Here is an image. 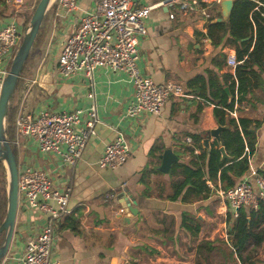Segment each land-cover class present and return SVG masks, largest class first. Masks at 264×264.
Masks as SVG:
<instances>
[{"label":"crops","instance_id":"1","mask_svg":"<svg viewBox=\"0 0 264 264\" xmlns=\"http://www.w3.org/2000/svg\"><path fill=\"white\" fill-rule=\"evenodd\" d=\"M160 1L163 0H133L136 7ZM38 3L37 0H13L8 4L0 0V28L16 19L26 31L25 19L32 17ZM79 4L81 11L73 13L76 14L75 21L70 20L71 15L56 18V0L49 7V13L46 11V18L51 24L53 22L54 36L62 38L61 45L52 51L56 54L55 64L49 67L36 63L28 70L25 68L23 78L19 80L23 81L19 100L12 105L16 114L24 106L34 118L46 112L86 109L91 103L98 107L101 122L96 126L97 133L90 138L83 159L73 167L65 165L55 153L40 151L33 139L24 137L21 146H15L19 169L26 166L44 169L53 187L72 189L70 213L56 230L53 258L59 264H195L197 246L202 240L230 239V209L221 195L228 188L221 180L220 170L214 180L208 181L211 192L206 198L191 202H184L181 197L171 200L172 181L176 175L172 177L170 173L160 171V155L166 149H172L180 162L191 164L196 161L194 155H201L204 149L209 151L216 142L211 130L220 125L214 109L221 104L223 93L231 100L230 83L236 78V67L227 64L228 54L235 48L229 44L222 46L224 41L216 47L207 36L209 24L222 17L220 5L211 6L210 20L184 14L178 7L173 8L174 19L169 17L166 6L151 11L146 22L148 35L139 45L140 68L157 83L169 79L181 83L185 92L170 97L160 115L130 119L126 117V110L135 89L126 74L98 68L93 79L84 73L68 78L58 75V59L64 41L82 13L95 7L93 0H80ZM56 19L63 22L56 24ZM50 23L47 33L51 29ZM46 36L40 44L41 52L45 53L51 44L43 47ZM41 38V34L37 35V42ZM39 81L52 83L47 90L40 86L34 88L38 83L41 85ZM252 83L253 92L246 100L236 102L235 109L230 112V117L235 119L259 121L258 128L253 130L255 148L249 170L237 178L236 183L251 172L264 174V71L261 78ZM39 90L44 95H40ZM90 93L94 94V99L89 97ZM33 101L36 103L32 104ZM86 118L83 115L79 128L85 126ZM120 130L131 142V157L117 169H101L98 161L105 146ZM189 137L192 144L187 143ZM207 138L208 146L204 143ZM191 149L196 151L191 153ZM125 197L136 200L135 206L139 210L138 215L129 220L121 215L120 199ZM169 215L176 220L171 234L164 229V218ZM46 224L45 215L29 209L25 200L20 199L11 253L0 264H20L19 257L27 241L37 237ZM209 227H212L211 235L206 233ZM196 231L198 234L194 235ZM178 243L187 247L183 255L176 252ZM261 248L259 258L264 260V244Z\"/></svg>","mask_w":264,"mask_h":264},{"label":"built area","instance_id":"2","mask_svg":"<svg viewBox=\"0 0 264 264\" xmlns=\"http://www.w3.org/2000/svg\"><path fill=\"white\" fill-rule=\"evenodd\" d=\"M5 1L10 4L13 0ZM93 1L95 7L82 13L75 29L63 43L58 59V75L68 78L84 73L93 79L98 68L124 73L135 89L126 117L138 119L146 115H160L168 99L183 95L185 89L172 79L157 83L140 68L139 45L141 39L148 35L146 22L151 11L166 6L169 17L174 19L176 12L173 8L178 7L184 14H195L210 20L211 6L220 5L222 0H163L143 7H136L133 0ZM79 3L80 0H56V18L81 11ZM25 33L16 19L0 28V100L9 74V61L14 59V52L19 50ZM239 63L235 51L230 52L227 64L236 67ZM89 97L94 99V94L90 93ZM83 115L87 117L85 126L79 128ZM100 122L96 103H91L86 109L46 112L36 118L21 106L16 116L14 144L21 146L24 137L33 139L40 151L55 153L65 165L73 167L82 158L90 138L96 135V126ZM187 143L192 144V138H187ZM131 154V142L120 130L115 139L106 144L99 163L104 168L117 169L127 162ZM18 190L19 201L24 199L29 209L47 217V224L39 235L27 241L19 257L20 264H59L53 258L55 234L70 213L72 189L53 187L46 170L26 166L19 169ZM221 195L228 202L231 221L239 216L241 210L256 211L264 200V174L251 172L222 191Z\"/></svg>","mask_w":264,"mask_h":264},{"label":"trees","instance_id":"3","mask_svg":"<svg viewBox=\"0 0 264 264\" xmlns=\"http://www.w3.org/2000/svg\"><path fill=\"white\" fill-rule=\"evenodd\" d=\"M207 36L216 47L222 45L223 41L222 46L229 44L234 47L240 63L236 66V78L230 83L231 100L229 101V97L223 93L221 104L216 105L214 109L217 123L224 127L220 133L221 142L216 140L211 149L209 151L204 149L201 155L193 154L196 161H192L191 164L179 161L173 165L170 175L172 177L176 175V178L172 181L171 200H178L181 197L182 201L191 202L206 198L211 192L208 181L214 180L220 170L225 187L234 186L236 179L249 170V160L255 148L253 130L258 128L259 121L235 119L230 117V112L235 109L236 102L246 100L248 94L253 92V80H259L261 72L264 71V0H237L230 20L210 23ZM16 115V109L10 106L6 135L15 156ZM194 139L200 141L198 136H194ZM247 147L249 150L246 151ZM222 148L227 156H224ZM191 153H194L193 150ZM1 182L7 183V169L2 161ZM7 206V188L0 186V225ZM230 218L229 241L221 238L202 240L197 246L195 264H212L210 259L214 253L222 258L217 264H264V260L258 256L259 248L264 244V200L260 202L258 210H241L235 220L231 221ZM197 234L198 231L194 235Z\"/></svg>","mask_w":264,"mask_h":264},{"label":"water","instance_id":"4","mask_svg":"<svg viewBox=\"0 0 264 264\" xmlns=\"http://www.w3.org/2000/svg\"><path fill=\"white\" fill-rule=\"evenodd\" d=\"M52 0H40L34 14L30 21V27L27 29L22 44L17 51L9 74L7 75L2 96L0 100V161L5 162V167L9 173V189H8V208L7 214L0 225V234L5 233V241L0 247V261L8 253L14 233L15 224L19 206V190H18V178H19V168L16 156L12 149L11 143L6 135L5 121L10 107L11 99L14 95L16 87L18 85L19 79L23 72V67L29 57L33 44L42 26L46 11ZM237 0H222L220 2V11L222 12V17L216 18L213 22H228L231 18V14L234 8V3ZM76 25L74 26L75 29ZM224 127L219 126L216 129L211 130V136L214 137L218 142L220 140V133ZM208 138L205 139L204 143L208 146ZM224 156H227L224 148H222ZM162 160L159 167L160 171L163 173H170L171 167L174 163L179 161V157L172 151V149H166L161 155ZM120 204L122 206L121 215L127 220L138 215V208L135 206L137 204L136 200H131L127 197L120 199Z\"/></svg>","mask_w":264,"mask_h":264},{"label":"rangeland","instance_id":"5","mask_svg":"<svg viewBox=\"0 0 264 264\" xmlns=\"http://www.w3.org/2000/svg\"><path fill=\"white\" fill-rule=\"evenodd\" d=\"M38 2L40 1V0H37ZM53 1L54 0H52L51 1V3H50V5H49V7H51V5H52V3H53ZM49 7H48V9H49ZM47 13H49V11L47 10ZM33 14H34V12H33ZM71 15V17H70V20H74L75 21V19L76 18H74V16L76 15V14H70ZM69 15V16H70ZM33 16V15H32ZM47 16L45 15V17H44V20H43V22H42V26H41V28H40V30H39V33H38V35L39 34H41L42 35V38H41V41L39 42H37V40H35V42H34V44H33V47H32V49H31V52H30V54H29V57H28V61H27V64H26V66H25V68H26V70H28V68L31 66V65H34V64H36V63H40V64H43V65H48L49 67H51L52 66V63H54L55 64V61H56V54L54 53V52H52L53 50H55L57 47H59L60 45H61V40H62V38H61V36H54L55 34L53 33V31H52V29H53V22H52V24L50 23V19L49 18H46ZM31 18L32 17H27L26 19H25V26H26V31H27V29L30 27V21H31ZM61 22H63L62 20H59L58 22H57V20H56V24H59V23H61ZM50 23V25H51V29L48 31V33H47V24H49ZM46 34H47V36H46ZM46 36V38H45V42L43 43V47H45V46H47L49 43H51L50 44V49L49 50H47V52L45 53V51H43V52H41L42 51V49H41V46H40V44H41V42H42V40H43V38ZM54 37V38H53ZM51 39H52V41H51ZM15 52H14V56H15ZM12 61H13V59H11L10 61H9V66H8V68H9V70H10V68H11V65H12ZM24 68V67H23ZM25 70V69H24ZM25 70V71H26ZM23 74V73H22ZM22 74H21V77H22ZM20 77V78H21ZM23 78V77H22ZM39 82H41V85H39V83L38 84H36L35 86H34V88L36 87V89L38 88V86H40L42 89H44V90H47V86L48 87H50V83H52V81H39ZM22 86H23V81H20L19 82V84H18V87H16L17 89L15 90V92H14V95H13V97H12V99H11V102H10V106H12L13 104H15V103H17L18 102V100H19V95H20V91H21V89H22ZM39 94L40 95H44V93L42 92L41 93V91L39 90ZM37 101V100H36ZM36 101H33V103L32 104H35L36 103ZM32 104H31V106H30V108H32ZM7 127H8V122H7V116H6V121H5V128H6V130H7ZM89 143V142H88ZM88 145V144H87ZM85 154H86V152H84ZM83 157L85 156L84 154L82 155ZM83 158H81V160H82ZM82 162V161H81ZM4 165H5V162H4ZM98 167H100L101 169H108L109 170V168H104V167H102L101 166V164L99 163V161H98ZM7 169V168H6ZM0 186H2V187H4V186H6V188H7V191H8V189H9V173H8V170H7V183H3V182H1L0 183ZM19 203H20V201H19ZM7 208H8V206H7ZM6 214H7V210H6ZM6 214H5V216H4V219H5V217H6ZM4 219H3V221H4ZM164 221H165V223H166V225H164V229H167V231L169 232V234H171L173 231H174V229H175V224H176V220H175V218H172V216H167L166 218H164ZM210 230H212V227H209L208 228V230L206 231V233L208 234V235H211V232H210ZM214 230V229H213ZM216 238V237H215ZM4 241H5V233L3 232V233H1L0 234V247L3 245V243H4ZM187 247L185 246V247H182L179 243H178V247H177V251L176 252H178V253H180V254H184V253H186L185 252V249H186ZM182 249H183V251H182ZM261 249L262 248H259V254H260V256H261V253H260V251H261ZM166 251L167 252H169L170 250H169V248H166ZM11 252H10V250L8 251V255L10 254ZM6 254V255H7ZM259 256V255H258ZM9 257V256H8ZM214 258V259H213ZM262 258V257H261ZM262 259H264V258H262ZM210 261L212 262V264H217L218 262H221L222 261V258H221V256L220 255H217V254H212V257H211V259H210ZM182 264V263H181Z\"/></svg>","mask_w":264,"mask_h":264}]
</instances>
